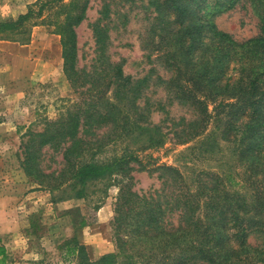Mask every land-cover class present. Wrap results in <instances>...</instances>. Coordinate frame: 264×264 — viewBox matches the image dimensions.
Masks as SVG:
<instances>
[{
  "label": "trees",
  "instance_id": "16d2710c",
  "mask_svg": "<svg viewBox=\"0 0 264 264\" xmlns=\"http://www.w3.org/2000/svg\"><path fill=\"white\" fill-rule=\"evenodd\" d=\"M90 1L38 0L16 19L0 20V40L20 44L29 41L31 28L54 27L63 75L79 98L60 119L23 135L25 176L49 194L87 202L82 227L96 218L109 188L117 189L114 253L91 262L83 245L66 241L65 256L80 264H264V0H244L259 33L242 42L213 22L240 0H100L91 31L101 67L85 70L77 66L76 28ZM138 4L147 15L148 64H158L166 77L152 67L133 78L122 62L105 56L115 21L124 27L127 10ZM150 88L163 96L148 97ZM111 89L124 102H113ZM174 104L190 118L170 116ZM154 112L164 116L158 125ZM219 115V132L208 130ZM162 133L174 145L191 144L176 166L138 156L161 146ZM141 134L146 139L133 148ZM217 140L227 144L229 156H218ZM201 162L214 164L197 168ZM133 172L154 175L158 188L135 190ZM7 257L0 240V264Z\"/></svg>",
  "mask_w": 264,
  "mask_h": 264
},
{
  "label": "rangeland",
  "instance_id": "374dc122",
  "mask_svg": "<svg viewBox=\"0 0 264 264\" xmlns=\"http://www.w3.org/2000/svg\"><path fill=\"white\" fill-rule=\"evenodd\" d=\"M37 1L0 0V20L16 19ZM69 1L64 0V3ZM89 6L85 20L76 28L77 66L85 70L101 67V61H97L100 53L91 31V25L98 18L100 0H91ZM136 7L127 10L128 22L124 27L115 21L109 31L105 56L111 63L122 62L124 74L133 78L149 75L152 67L157 74L166 77L168 74L158 64H148L144 49L147 15L138 8L139 4ZM213 22L218 30L237 42L254 38L259 33L258 18L244 0H240L233 10L216 16ZM145 94L152 98L163 96L160 89L154 88ZM120 96L115 89L108 94L113 102H124ZM77 102L79 98L62 72L60 38L54 27L40 25L31 28L30 39L25 44L0 40V240L8 255L6 264H80L78 257L65 256L66 241L83 245L91 262L115 251L110 222L116 188H109L96 218L82 227L81 221L89 208L87 202L68 198L66 192L49 194L23 173V135L28 131H40L45 121L60 119ZM212 108L210 105L209 110ZM167 111L175 118H190V111L176 104ZM162 118L160 112L151 114L154 125H158ZM217 118V124L215 120L212 125L209 123L208 130L215 127L219 132L220 115ZM143 128L152 130L151 127ZM163 133L161 146L139 152L138 156L146 162L176 166L183 160L177 155L191 144L174 145L170 136ZM145 139L141 134L133 148L140 146ZM219 143L221 152L218 156H229L227 144ZM212 164L214 162H201L195 166L207 168ZM131 175L135 190L158 188L154 175L145 172Z\"/></svg>",
  "mask_w": 264,
  "mask_h": 264
}]
</instances>
